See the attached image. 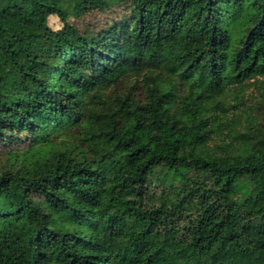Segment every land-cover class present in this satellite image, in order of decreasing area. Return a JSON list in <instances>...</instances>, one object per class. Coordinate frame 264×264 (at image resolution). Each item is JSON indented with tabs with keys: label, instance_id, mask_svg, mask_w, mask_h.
I'll list each match as a JSON object with an SVG mask.
<instances>
[{
	"label": "trees",
	"instance_id": "trees-1",
	"mask_svg": "<svg viewBox=\"0 0 264 264\" xmlns=\"http://www.w3.org/2000/svg\"><path fill=\"white\" fill-rule=\"evenodd\" d=\"M0 264H264V0H0Z\"/></svg>",
	"mask_w": 264,
	"mask_h": 264
},
{
	"label": "rangeland",
	"instance_id": "rangeland-1",
	"mask_svg": "<svg viewBox=\"0 0 264 264\" xmlns=\"http://www.w3.org/2000/svg\"><path fill=\"white\" fill-rule=\"evenodd\" d=\"M49 25L54 30H59L62 27V23L56 17L49 18ZM152 194H150V202L155 205L169 203L171 199L175 198L179 194V188L176 183L173 186L165 185L163 186L162 182L159 181L153 185ZM248 191L245 187L244 191Z\"/></svg>",
	"mask_w": 264,
	"mask_h": 264
}]
</instances>
